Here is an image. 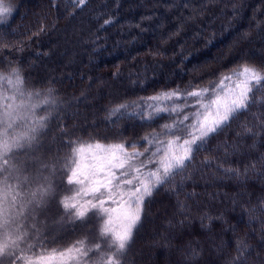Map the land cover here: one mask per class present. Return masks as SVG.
Here are the masks:
<instances>
[{
  "label": "trees",
  "instance_id": "obj_1",
  "mask_svg": "<svg viewBox=\"0 0 264 264\" xmlns=\"http://www.w3.org/2000/svg\"><path fill=\"white\" fill-rule=\"evenodd\" d=\"M13 1L15 4L13 10L5 17L6 22L0 24V75L4 76L2 72L7 70L18 69L25 83H29L28 85L33 89H38L39 98L43 101L49 100L48 104L42 105L44 108L41 110V113L45 114L44 117H47L46 125L48 123L47 129L39 133L41 139L45 136L43 150L48 148L52 150V155L61 156L68 155L71 148L78 144L77 142L114 140L120 125L103 117L105 110L114 107L120 100L110 99L108 91L95 83H81L83 80L87 82L88 76L91 77L92 82L100 78L108 82V78L114 74L106 73L102 65L90 68L88 54L87 57L84 56L83 66L76 62L74 67L71 65L66 68L64 65L66 59L62 56L64 48L62 49L61 46L63 42L61 34L67 27L68 20L77 21L88 31V33L85 31L80 33L85 35L81 38L85 42L83 46L89 48L95 44L96 46L103 44L106 47L103 51H98L99 54L94 52L97 58L105 57L106 55L103 54L108 50L112 52L110 58L116 56L117 60L122 59L123 65L118 63L117 67L121 65L118 69L127 72L133 65L141 63L140 66H143L145 62L153 64L156 59L152 60V55L148 52H141L142 54L136 57V45L134 42L124 43V35L118 27L119 16L130 18V13L135 9H129L130 5L125 0L119 5L115 0H109L111 2L109 4L106 0L104 2L86 0L84 5H78L77 0ZM236 2L243 8L242 14L238 18L230 14L225 19H232L235 28L246 26L255 34L256 26L250 24L261 18L257 10L259 7L263 10L264 0H236ZM98 3L103 5L106 3L107 9L115 10V14L107 12L103 5H101L103 9L93 7ZM137 6L140 5L136 3L135 7ZM137 9L146 12L145 10L149 8ZM250 19L253 22L250 21L248 25ZM105 20H110L111 23L105 25ZM227 26L231 29L230 24ZM203 28L205 31L201 34L213 39L211 44L221 38L223 42L222 35L214 26H211V29L206 26ZM193 30L196 31L194 26L192 33ZM258 42L256 40L252 45ZM189 45L191 47L193 44ZM250 46L240 43L235 51L241 53ZM54 50L57 54H54ZM235 51L234 54L237 56L238 53ZM47 53L48 57H53L52 62H47L49 58H45L44 55ZM234 54L231 53L229 57L236 58ZM185 56L184 53L183 58ZM223 56L228 59L227 55L221 52V57ZM116 59L111 63L103 64L114 67L117 64ZM236 59L240 61V58ZM157 61H160L159 65L162 66V60ZM185 61L187 64L184 62V67L188 65L189 58L187 57ZM255 65L257 67L256 63ZM156 66L153 68L154 71L159 70L158 65ZM47 67L54 72V77H48ZM263 67L262 63L261 68ZM165 75L166 73L163 74ZM61 76L63 83L59 81ZM163 76L155 77L156 83H152L154 78L150 77L147 87L157 84L158 88ZM144 80L141 74L140 82L137 83H142ZM255 93L257 96L246 110L237 113L227 126L210 135L204 142L201 153L203 154L205 150L209 151L212 157L204 161L190 162L180 171L178 178L170 179L160 186L147 201L142 222L134 239H131L124 252L119 254L120 264H264V85L254 90ZM50 108L55 109V113L49 119ZM126 136L130 134L126 133ZM35 148L26 146L21 153L25 156L28 151H34ZM21 153L13 149L6 157L9 161L8 165L18 164ZM23 161H25L23 172L19 170V173L14 175V172L7 171L6 176L7 184L12 190L11 195L18 193L14 205L11 203L4 205L13 215L19 214L22 210L21 205L29 199L27 193L32 191L29 188L33 187L35 182L39 186V175L37 178L29 176L28 174L32 173H27L30 169L25 167L27 162L24 157ZM0 164H3V161H0ZM42 170L45 172V166ZM2 173L6 172L0 170L1 177ZM235 173L246 177L237 178ZM61 174L62 172L56 171L54 178ZM45 175L48 176L46 173ZM18 176L27 177L28 180L21 182L17 179ZM3 181L0 184V203L3 200ZM16 183L26 187H23V191L14 190L12 185ZM36 189L37 187L33 191ZM61 190L62 188L55 186L53 195L43 204L46 208L32 205L33 209L28 215H26V207L23 209L25 215L18 216L20 224L28 232L27 244L34 246L31 252L26 254L63 249L83 240L86 242V247L92 248L93 251L81 264H88L89 261L92 262L91 264H99L101 253L110 250L107 244H100V249H96L97 242L90 239L96 230L89 219L84 222L68 219V223L63 226L64 229H60L59 232L52 230L54 227L51 224H47L48 227L45 229L44 226L40 227L36 223L38 218L40 222H46L47 219H43L45 212L55 215L57 209L61 211L58 204ZM49 198L52 201L48 203ZM26 216L28 217L25 218ZM85 226L90 228L85 229ZM83 234L87 238L81 237ZM64 239L67 241H61ZM21 247L26 245L22 244ZM0 260L3 264H10L11 258L0 257Z\"/></svg>",
  "mask_w": 264,
  "mask_h": 264
},
{
  "label": "snow or ice",
  "instance_id": "obj_2",
  "mask_svg": "<svg viewBox=\"0 0 264 264\" xmlns=\"http://www.w3.org/2000/svg\"><path fill=\"white\" fill-rule=\"evenodd\" d=\"M85 3L86 0H77L78 5ZM8 14L9 8L0 7V24L6 22ZM109 23L110 20L104 21L105 25ZM0 80L7 81L20 96L24 95L20 88L22 80L18 69H13L7 76H0ZM261 85H264V69L245 65L241 70L223 76L213 88H197L186 93L171 90L150 97L153 101L149 105L152 111L146 119L162 118L161 113H175L178 118L171 124H163L161 132L145 136L143 142L147 147L144 152H128L122 143H81L72 148L70 162L65 164L67 171L63 181L69 186L67 191L71 194L65 195L60 205L73 221L84 222L90 216L102 220L99 235L104 238L110 251L101 253L99 264H120L119 254L124 252L132 239L133 231L141 220L146 198L184 169L192 159L193 152L198 151L211 134L227 126L237 113L246 110L254 99V90ZM34 95L38 96L39 93ZM189 99L193 100L192 104L187 103ZM180 100L185 103H174L171 107L165 104ZM43 102L48 104L49 100ZM37 107L36 104L24 103L6 106L0 117V123L4 124V130L0 132V161H3L0 170L8 171L4 167L9 164L6 157L13 149L33 145L37 142V135L46 127L47 117H41L27 131L9 136L8 129L17 120L35 116ZM127 107L122 104L113 108L109 117L122 118L125 115L123 110ZM188 107L195 111L184 113ZM181 113H184L182 118ZM128 115L132 117L137 114ZM138 115L143 117V112ZM128 147L137 148V144ZM146 153L148 155L143 161L135 163ZM17 179L21 182L28 180L20 176ZM38 181L37 189L27 193L29 199L21 205V212L13 215L4 205H14L18 193L11 195L5 177L3 200L0 203V257H10V264H81L93 251L85 246L83 240L63 251L53 249L51 252L26 254L34 246L27 244L28 232L20 224L18 216L23 215V209L28 205L42 206L54 192L49 176L41 175ZM22 244L26 247H21ZM95 247L100 249V244ZM0 264H3L2 260Z\"/></svg>",
  "mask_w": 264,
  "mask_h": 264
},
{
  "label": "rangeland",
  "instance_id": "obj_3",
  "mask_svg": "<svg viewBox=\"0 0 264 264\" xmlns=\"http://www.w3.org/2000/svg\"><path fill=\"white\" fill-rule=\"evenodd\" d=\"M100 1L104 2V0H100ZM140 1H143V0H140ZM210 2L211 0L209 2L208 1L203 2V0H196V3H195V0H184V2L182 3L184 5L183 9H187L186 8L187 6L189 7V10H190V14H188L189 19L193 20L194 16H196L195 18L196 20L199 18H203L201 20L204 21V23H208V21L210 23H213V18L210 15L202 13L204 10V7L209 6ZM14 5L15 4L13 0H0V7H7L10 9V11L13 10L12 8L14 7ZM101 5L103 4L98 3L94 5L93 7H96L98 9H103ZM159 6L160 4H157V7H150L148 10H145L146 12H143V10H141L142 12L140 11V13L137 16L130 15L129 16L130 18L121 17L122 15L119 16L120 23L118 27L120 28L122 35H124L123 36L124 43L130 44L129 42H134V44L136 45V52H135L136 57H139V55L142 54L141 52L143 53L148 52L149 54L152 55L151 57L152 60L156 59L155 60L156 62L153 64H150V62H145L143 66H140L141 63L139 65H133L132 67H130V70L128 72L127 70L118 69L119 67H121V65H123L121 63L122 62V59H120L121 57H119L120 61L116 59V56H113L112 58H110L109 56L111 55L112 52H108V50L107 52H104L103 54V55H106L105 57H101V56H99L100 58L96 57L97 55L94 53L95 51L97 52V54H99L98 51H103L106 48L103 44H101L100 46H93L89 48H86V45L83 46L85 42L84 40H81V38L79 37V34L82 31H85V33H88V31L83 29L82 26L78 24L77 21L71 22L70 20H68L69 23L67 24V27L63 30V33L61 34V39L63 40L61 46H62V49L64 48L62 52V56L64 57V59H66V63L64 64L66 68L67 67L69 68L71 65H73L72 67H74L76 65V62H79V65H82L83 60H85L84 56L87 57V54H88L90 68L102 65L101 67H103L106 73L108 72V73L114 74L112 77L108 78V82H104L103 80H101V78L97 81L95 80L94 82H92L90 76L87 77V82L84 80L81 82V83H95V85H97L98 87L101 86L102 89H106L105 91H108L110 99L120 100V102L117 105H114V107L109 108L110 111L106 112L103 118L108 121L110 120V122L112 120L114 121L113 123L117 122L119 123L120 126L125 125L129 127L127 130V133H129L130 136H126L124 138H119L116 136L114 140L104 141V142H99V143H102L105 145L122 143L126 146V150L128 152H133V151L144 152V148L147 147V145L144 144L143 138L153 132H161L163 124H166V123L171 124L174 119L178 118L175 113H161L160 116L162 118H156L154 120L146 119L148 113L152 111V109L149 107V105L153 104V101L149 99L150 97L158 96L166 91H171V90H179L182 93H186V92H190L193 89H197V88H213L219 84L223 76H227L233 73L234 71H239L245 65L256 67L255 65L256 63L258 68L264 69V67L261 68L262 63L264 65L263 58L257 59V60H260V63L259 61H256V60L253 62H248L245 59L237 61L236 58L241 57V56L239 54L235 56L234 51L236 48L239 47L240 43L251 45L252 49L253 47H256V48L258 47L256 46L257 44L252 45L256 41V39L254 37L252 38L251 35L248 36L245 31L239 32L240 34L238 33L239 34V35L237 34L238 36L233 35L231 39L229 38L228 40H225V41L223 40V42H221L222 38L218 39V41L216 40L213 44H211L213 42V39H210L208 38L207 35L201 34L200 32H197L194 30H193V33L194 32L195 33L194 34L192 33L190 36L191 38H190L189 37L190 28L188 29V32H187V29L184 28L186 25L185 21L183 20L184 12L182 11L181 13H178V12H173L172 10L170 11L167 10V9L174 7V5L171 3L164 4L166 9L161 8ZM259 8H260L259 10L262 9V7H259ZM89 9L90 8H88V10ZM158 9L167 10L166 16H162V14L156 13ZM90 11L92 10L90 9ZM106 11L112 12V13L115 12V10L107 9V7H106ZM178 15L180 17H178ZM157 18H158V22L154 23V20ZM263 19H264V16H261L260 19L258 18L254 20V22L252 19H250L247 22V24L249 25L251 21L253 23L250 24V26H253V24H255V26H258L260 23H262ZM78 26H80V28ZM206 27H210V26H206ZM134 29L135 31H133ZM133 34L135 36H133ZM245 37L249 38V40L243 39ZM79 40L81 41L79 42ZM195 41H196V44H194ZM262 41L264 44V40ZM190 43L193 44L191 45V47L189 45ZM141 44H144V46H142ZM149 47L153 49L149 50L148 49ZM221 52L226 54L228 56V59L226 58V56L225 57L223 56L224 58L223 59L221 57ZM55 53L56 51L54 50V54ZM184 53L186 56L183 58ZM231 53H233L234 54L233 56L236 58H230L229 55H231ZM77 54H78V58L76 59ZM44 55H45V58L47 59L49 58L47 62H52L53 57H48L47 56L48 53ZM92 55H95V56L93 57ZM73 57H75L74 58L75 60L73 59ZM187 57L189 58L188 65L184 67L183 64L184 62L186 63L185 60ZM115 59L117 60L116 62L117 64L114 65V67H116L115 70H114V67L106 66L103 64L104 62L111 63ZM157 60H162L161 61L162 66L159 65L160 61H157ZM118 63L119 64L121 63L119 67H117ZM124 64L127 65V63L125 62ZM235 64H238V65H235ZM156 65H158L159 70L154 71L153 68L157 67ZM46 70L50 71L51 68L47 67ZM11 71L12 70H7L2 73L4 76H7ZM118 72H120L119 75H118ZM121 72H123V74ZM165 73L166 75L163 76V74ZM141 74H142L143 79L145 80L142 83H137V82H140ZM161 76H163V79L160 81V86H158V88H157V84L153 85L154 87L151 86L149 88L147 87V85H144V83L148 82V79L150 77L154 78V81L152 83H156L157 81L155 77L160 78ZM174 76H179V77L174 78ZM62 77L63 76L59 78V81L61 83L64 82V80L61 81ZM80 78L82 79V77ZM233 79H235V77H233ZM21 80H22V84L20 85V88L22 89L24 93L23 96H20L18 93L14 92L12 87L8 85L7 81L0 80V117H2V114L4 113L6 106L9 104L13 106L19 105L21 103L36 104L38 105V107L36 108L35 116L29 115L28 118L25 120H17L15 124L13 125V127L8 129L10 137L17 136L27 131L28 128L33 126L34 121L45 116L44 113H41V110L44 108L42 107V105L43 106L45 105L43 100L39 98V95L38 96L34 95L35 93H37L38 89L31 88L28 85L29 83L26 84L22 78ZM82 87H85V86L82 85ZM256 96L257 95L255 93L254 97ZM8 97H13V99L11 100L7 99ZM174 103L183 105L185 101L180 100V101L165 102V104L168 107H171L172 104ZM187 103L192 104L193 100L189 99ZM122 104L128 106L126 110H123L125 112V115L122 118H117V117L110 118L109 113L111 112V110ZM194 111L195 109L191 107L184 109V113H190ZM141 112H143V117L138 115ZM54 113H55V109L50 108L48 118L50 119L51 115H53ZM184 113L180 114V118H182V115ZM128 114H137V115L130 117ZM110 124L111 123H108V125ZM47 126H48V123L46 127L43 129V131H41V133H43L47 129ZM3 130H4V124L0 123V132H3ZM44 138L45 136H42V139H41V136L38 134L37 142H35L31 146H27V148H30V147H36V148L34 149V151H28V153H26L25 156L21 153L24 150L23 148L15 149L17 151H20L21 153L19 162H17L18 164H15L14 166L6 165L4 167L8 168V171L12 173L14 172V175H17L16 173H19V170L23 172L24 163H25V161H23V157H24V159L27 162V166L25 165V167H28V169H30V171H28L27 173H32L28 175L34 176L35 178H37L38 175L46 176L45 175L46 173L51 179L53 189L55 188V184H56V180H54V174L56 173V171L58 173L59 172L64 173L67 171V169L65 168V164L70 162L72 148L81 143L87 145L90 143L94 144L98 142L95 140L77 142L78 144H76L75 146L71 148V152L68 155L55 156V155H52L51 153L52 150H49L47 147L45 151L43 150V147L45 146ZM161 138L167 139L168 137H161ZM47 143L50 144V141L47 140ZM133 143L137 144V148L128 147L129 145ZM203 146L204 144L198 150V152L197 151L193 152L192 159L189 162H187L186 166L193 160L204 161L212 157V153H210L209 151L205 150L203 154L201 153V149L203 148ZM35 151L37 153H35ZM147 155L148 154L146 153L145 156L140 157L139 160L135 161V163L138 164L140 161H143L147 157ZM44 166H45V172L42 170V167ZM180 171L178 174H176L171 179L178 178L180 175ZM2 175H3L2 177L0 176V184L7 176V172L2 173ZM235 175H237V178L246 177L245 175L239 176V173L237 174L235 173ZM4 181L2 183V186H4ZM65 187L67 188L66 189L63 188V191L61 193V198L58 201L59 205H60V200L65 195L71 194L70 192L67 191L69 186H65ZM157 189L153 191L150 197L146 198L144 206H143V212H144L147 201L151 199V197L153 196V194L156 192ZM51 201L52 199L49 198L48 203ZM39 207L46 208V206L44 205L39 206ZM143 212L141 215V220L139 221V223L137 224L136 228L133 231L132 239H134L136 231L140 227V224L142 222ZM97 218L100 220V223L102 224V220L99 217ZM39 219L40 218H38V221H36L38 226L42 227L41 224H51L54 227L52 230L57 231V232L64 229L63 226H65L68 223V219L72 220L65 213L62 214L59 209L56 210L55 215H51L49 212L48 213L45 212L43 219H47L46 222H40ZM43 228L46 229L45 226ZM61 241H67V240L64 239ZM97 242H98L97 244H99V242L102 244H106L104 242V238H102L101 241H97ZM74 244L75 243H72V245L66 246L63 249L57 248L55 250L63 251L73 246ZM91 263L92 262L89 261L88 264H91Z\"/></svg>",
  "mask_w": 264,
  "mask_h": 264
},
{
  "label": "bare ground",
  "instance_id": "obj_4",
  "mask_svg": "<svg viewBox=\"0 0 264 264\" xmlns=\"http://www.w3.org/2000/svg\"><path fill=\"white\" fill-rule=\"evenodd\" d=\"M125 1L130 5L129 9H135V10H133L130 13L131 16H137L140 13V11H138L137 8L148 9L150 7H157V4H160L159 7L166 9L164 4L171 3V4L174 5V7L170 8V9H167V10H169V11L172 10L173 12H178V13H181L182 11L184 12L183 13V20L186 23L184 28L187 29V32H188V29L190 28L189 29V33H192L191 31L193 29V26L195 27L196 31L200 32V33H204V31H205V29L202 26H210V27L214 26V28L217 29V31H219V33L223 37V40L225 41V40H228L229 38L231 39L233 35L236 36L239 32L245 31L248 36L251 35L252 38L254 37L256 40L259 41L257 43V45H256L258 47L257 48L253 47V49H252V47L250 46V48H246V49L242 50L241 53L235 51L241 56V57H238V58H240V60L245 59L248 62H253L254 60H256V61H259V63H260V60H257L258 58L259 59H262V58L264 59V44H263V41H262V40H264V19H263L262 23H260L258 26L255 27V29H256L255 34H254L253 31L249 30L250 28H248L246 26L235 28V24H232V19L231 20L230 19H225L226 17L230 16V14L236 16L237 18L240 17V14H242L243 8L241 7V5L239 3L236 2V0H211L209 6L204 7V10H203L202 13L210 15L213 18V23H210L208 20H207L208 23H204V21L201 20L203 18H199V19L196 20L195 19L196 16H194L193 20L189 19L188 18L189 17L188 14H190V10H189L188 6L186 7L187 9H183L184 5H183L182 2H184V0H143V1H140V0H125ZM207 1L209 2L210 0H203V2H207ZM106 2L108 4L111 3L109 0H106ZM115 3H117V5H119V4H122L123 2H122V0H115ZM136 3H138V5H140V6L139 7L138 6L135 7ZM195 3H196V0H195ZM105 5H106V3H104L103 6L106 7ZM167 10L158 9L156 11V13H160V14H162V16H166ZM258 12L260 13V16H264V8H263V10L261 9ZM178 17H180V16L178 15ZM224 19H225V21H223ZM230 21H231V23H230ZM156 22H158V18L154 20V23H156ZM227 24L231 25V29L229 28L230 26H227ZM175 25H176V23H175ZM87 36L90 39V36L89 35H87ZM79 37L80 38L85 37L84 33L79 34ZM260 38H262V39H260ZM243 39H247L248 40L249 38L245 37ZM94 46H96V44ZM33 68H35V66H33ZM33 68H32V70L35 71ZM47 74H48V77H51V76L54 77V75H53L54 72L53 71H49ZM146 84L147 83H144V85H146ZM109 111H110L109 109H106L105 113L109 112ZM119 127H120V129L116 130V134H117V136L119 138H124L129 127L125 126V125L124 126H119ZM139 135H141V134H139ZM65 173L66 172H64L60 176H56L54 178L56 180L55 186L60 188V189L62 188V190H61V192L59 194V198H61V193L63 191V188L64 189L67 188V187L64 186V184L66 185V183L63 182L64 179H65V175H64ZM29 185H32V184H29ZM29 185L27 187H29ZM12 187H13L12 189H14V190L15 189H19L20 191H23L24 190L23 187L25 188L26 186L21 185L20 183H16V184L12 185ZM36 187H38V186H37V183L35 182L34 186L30 187L29 189L30 190L32 189V191H33V189L36 188ZM60 208H61L62 214L65 213L63 208H62V206H60ZM32 209H33V206L29 205L27 207L26 215H28V213H30V210H32ZM24 215H25V213L23 212L22 217ZM27 217L28 216H26L25 218H27ZM88 219L90 220L91 223H93L92 225H93V227L96 230V233L93 236H91L90 239H92L95 242L101 241L102 237H100V235H99V229H100V225H101L100 220L97 217H95V216H90ZM26 222H27V220H26ZM41 225L45 226V227H48L47 224H45V225L41 224ZM89 228H90L89 226H85V229H89ZM81 237H86L87 238V236L84 235V234L81 235ZM99 244H102V243L99 242Z\"/></svg>",
  "mask_w": 264,
  "mask_h": 264
}]
</instances>
